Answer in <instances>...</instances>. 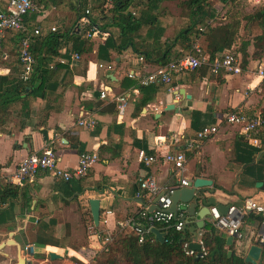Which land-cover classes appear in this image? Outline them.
Here are the masks:
<instances>
[{
	"label": "crops",
	"instance_id": "0c3cea01",
	"mask_svg": "<svg viewBox=\"0 0 264 264\" xmlns=\"http://www.w3.org/2000/svg\"><path fill=\"white\" fill-rule=\"evenodd\" d=\"M52 1L40 0V8L44 10L36 13L34 20L31 16L27 19L29 27L38 28L42 33L49 32L52 27L56 30L69 28L84 35L83 29H76L80 18L75 11L76 0H71V6L65 3L57 6ZM82 1L91 7L94 0ZM216 7L223 11L221 3H216ZM92 17L97 19L98 16L93 13ZM171 17V20L176 17L174 23L168 22L172 27L180 22L179 15ZM96 23L100 25V19ZM172 30L165 28L163 35H169ZM4 36L5 33L1 38ZM90 40L94 45L87 55L86 74H74L66 84L44 92L45 97H32L28 114L0 132V173L9 176L28 155L39 154L46 147L56 153L62 169H74L79 154L85 151L96 153L98 161L79 182L83 187L80 193L77 180L67 186L51 173L42 171L31 181L12 184L18 187L15 198L1 194L0 264H15L18 246L22 252L27 245L34 247L31 255L22 252L29 264H72L73 259L87 263L86 258L97 254L99 234L117 233L119 222L153 206L154 198L138 189L136 178L139 174L152 177L161 187L178 185L180 178L189 182L196 178L207 179L217 190L216 201L229 206H240L247 198L264 203V128L255 136L257 144L253 145L239 133L237 126L223 121L225 115L233 111H242L248 116L264 112V82L256 75L257 66L264 63V55L260 61L250 60L245 68L241 67L239 74L227 75L220 71L204 76L199 69L174 77L170 86L150 85L140 89L118 118L117 104L112 96L130 92L136 86V81L126 74L133 71L143 76L159 66L145 61L139 63L137 54L130 49L119 55L110 49L108 60L99 59L98 47L105 41ZM161 40H165L164 36ZM197 43L207 56V38L203 36ZM71 46V43L66 46L70 55L75 53ZM248 51L252 52V46ZM5 55L0 44V74L7 73V68L1 66ZM60 59L65 60L59 58L57 61ZM78 64L79 61L73 64L70 59L68 61L71 69ZM99 64H110L112 70L100 69ZM102 89L108 93L105 99L100 98ZM89 104L93 105V111H89ZM107 104H114L115 113L100 112ZM169 105H175L182 112L167 110ZM84 117L95 121L93 129L79 126L78 121ZM209 126H217V132L202 139L196 148L189 150L183 146L186 140L196 138L198 132ZM75 141L77 146H73ZM100 146L106 150L99 151ZM139 150L155 155L156 162L150 166L140 164ZM178 150L186 156L182 174L176 173L162 158L167 152ZM5 185L0 182V186ZM91 199L100 201L97 226L90 213ZM179 208L185 210L182 205ZM106 210L112 214L106 215ZM259 218L263 219L260 224ZM209 223L210 216L204 219L196 236L190 233V243L200 240L203 228ZM262 223V213H250L244 218L245 239L238 247L233 243L236 250L241 249L246 255L248 248L257 244L256 236ZM191 225L195 224L191 222ZM39 226H49L58 238L67 235L66 248L34 245L31 239ZM50 252L61 255L62 259L51 260Z\"/></svg>",
	"mask_w": 264,
	"mask_h": 264
},
{
	"label": "trees",
	"instance_id": "16d2710c",
	"mask_svg": "<svg viewBox=\"0 0 264 264\" xmlns=\"http://www.w3.org/2000/svg\"><path fill=\"white\" fill-rule=\"evenodd\" d=\"M242 1L112 0L108 7H104L106 0H94L89 7L91 12L96 10L100 15L97 19L92 17V23L97 24L96 21L100 19L101 24L97 25L98 28L109 33L104 45L98 47V58L108 60L110 49L117 55L130 49L133 53L143 56L145 62L161 67L194 53L192 44L205 36L208 42L206 54L210 62L216 55L232 49L240 55L241 67L245 68L250 60L260 61L264 55V5L251 13H243ZM52 2L57 6L64 3L71 6V0ZM164 2H177L180 22L173 27L168 21H160V17L172 16L171 11L162 7ZM216 3L223 5V11L220 12L217 9ZM75 6L76 10H74L78 11V16L81 17L88 3L76 1ZM133 9L137 11V14L132 11ZM30 16L34 20L36 13L33 12L26 17L27 28L33 31L27 22ZM217 20L223 23L220 22V25L214 26ZM170 27L173 29L172 32L164 36L165 28ZM240 30L245 32V39L239 40ZM254 30L257 33L253 34ZM24 36V33L8 30L0 39L1 48L6 54L1 66L7 68V73L0 74V132H5L14 120H19L22 115L28 114L32 97L39 95L45 97L44 92L52 91L56 85L66 84L67 79L74 74L85 75L87 55L92 52L94 45V42L85 38L81 32L77 33L76 30H69V28L50 30L47 33L40 32V35L32 36L30 51L36 64L29 81L22 82L19 79L21 65L18 51ZM162 36L165 38L163 41ZM6 41L10 44L7 45ZM69 43L72 44L71 50L80 58L78 66L72 69L68 66L70 53L66 49ZM250 46H252L251 53L248 51ZM62 50H64L63 53ZM59 58H64L67 64H60L57 61ZM199 69L204 76L218 74L211 72L207 66ZM143 88L145 87L140 89ZM89 105H87L89 111H93V105ZM100 112L113 114L115 106L107 104ZM73 146H77L76 141ZM102 150H106V147L100 146L99 151ZM80 181L77 180L79 193L83 190V187L79 185ZM66 185L70 186V183ZM96 186L98 187L99 184ZM17 190L18 187L12 184L0 186V196L2 194L3 197L15 198L18 194ZM134 216L138 217L139 212ZM261 222L263 219L259 218L258 223ZM155 226L164 233L163 243L156 241L152 234L147 235L144 241L139 243L137 237L131 233H113V241L106 246L105 250L98 252L91 261L84 264H246L244 251L236 250L234 245L226 246L225 234L218 231L212 223L207 224L200 234V241L207 254L199 260H195L194 255L185 253L184 244L191 242L189 232L183 230L176 232L173 228L166 229L158 224ZM32 237V243L40 247L66 248L67 235L58 238L49 226L36 227ZM99 237L102 240L104 235L99 234ZM234 244L239 246L237 242ZM262 249L259 264H264V248ZM228 251L232 252L231 257L227 256ZM212 253H215L213 257Z\"/></svg>",
	"mask_w": 264,
	"mask_h": 264
},
{
	"label": "built area",
	"instance_id": "2783aa9c",
	"mask_svg": "<svg viewBox=\"0 0 264 264\" xmlns=\"http://www.w3.org/2000/svg\"><path fill=\"white\" fill-rule=\"evenodd\" d=\"M81 2L82 0H76ZM112 0H106L104 7H108ZM246 2L262 7L264 0H246ZM42 11L40 8L39 0H0V38L8 30L24 33V37L19 44V61L21 65V72L19 79L22 82H28L31 78L35 68V58L30 51V41L32 36L40 35L38 28L30 31L26 25V17L35 12ZM44 15V13H40ZM92 12L90 7L84 9V14L80 17L78 26L76 29H83L84 36L87 39H100L105 41L109 37L108 32H104L98 28L96 24L92 23ZM51 31L56 29L52 27ZM192 51L175 61H171L164 66L158 67L155 70L140 76V74L133 71L128 72L126 76L129 79L136 81V86L130 92H124L118 96H112L113 101L117 104L118 118L122 117L125 111V107L129 101L139 94L141 87H148L150 85H165L170 86L173 82V78L185 73L187 71H194L202 67H209L211 72L219 73L223 71L227 75L239 74L241 72V60L240 55L234 50H226L210 62L208 55L204 54L201 46L197 42L192 44ZM70 62L76 63L79 61V55L73 53L70 55ZM139 63H143V56L136 55ZM59 63L64 64L65 60L60 59ZM98 68L105 70H112L110 64H99ZM256 75L264 82V63H261L256 68ZM108 93L105 89L100 92V98H107ZM225 123L237 126L239 133L243 135L251 144H257L256 135L264 128V112L248 116L242 111H233L227 113L223 120ZM79 126L93 129L95 121L92 119L81 118L78 121ZM217 132V126L204 127L197 133L196 138L186 140L183 146L186 149H192L199 146L202 139ZM176 150V149H175ZM138 162L144 166H150L156 162L157 158L153 154H148L143 150L137 152ZM163 161L170 165V167L176 172L182 174L185 171L186 156L183 151H169L163 155ZM98 161V156L94 152H81L78 156L77 166L72 169H62L58 166V158L56 153L46 147L41 153H33L23 159L15 168L13 173L9 176H4L0 173V182L5 184H20L23 181H31L39 172L47 171L52 176L63 183L71 181L81 180L87 176L88 171ZM136 184L140 192L146 195L156 198L157 208L149 212V209L143 208L139 212V216H131L117 224L118 232L128 231L137 237L139 243H142L147 235L150 234V228L156 224L164 226L166 229L173 228L176 232L183 230L185 226L184 218L186 211L178 208V214L175 216L171 211V194L179 187H187L189 181L185 178L178 180V185L161 187L152 178L142 174L137 175ZM264 214V203L257 202L253 198H247L240 206H230L228 212L225 215H221L215 207L210 209L211 223L219 230L223 231L227 237H233L234 242L242 243L245 239V234L242 230V224L244 218L250 214ZM106 215H111L110 210L105 211ZM141 221H140V220ZM113 234L107 233L103 239L100 240L98 252L105 250L106 246L113 241ZM197 243L201 246V258L206 256V251L203 248L202 242L199 240ZM256 243L264 248V223H262L259 232L256 236ZM184 250L187 255H194L196 257L197 252L189 248V244H184ZM34 247L27 245L22 252L26 255L33 253ZM97 255V254H96ZM95 255V256H96ZM94 256V257H95ZM93 257V258H94Z\"/></svg>",
	"mask_w": 264,
	"mask_h": 264
},
{
	"label": "water",
	"instance_id": "95a60500",
	"mask_svg": "<svg viewBox=\"0 0 264 264\" xmlns=\"http://www.w3.org/2000/svg\"><path fill=\"white\" fill-rule=\"evenodd\" d=\"M167 110H174L179 114L182 112V109L175 108V105H169L167 107ZM216 191L217 190L212 186L211 181L204 178H196L192 182H189L187 187H179L171 194L170 211L175 216H177L179 206L182 205L186 210V216L184 218L185 226L183 228V231H187L196 236L197 230L202 229L204 225V219L210 216L211 207H215L221 215H225L228 212L230 208L229 205H225L216 201L214 197ZM157 201L158 197L154 199L153 206L149 208V212H152L153 209L157 208ZM89 207L93 223L97 226L100 217L99 199L89 200ZM197 210L198 212L196 213ZM196 218H198L199 221H196ZM191 222H193L195 225H191ZM150 234L154 236L156 241L160 243L164 242V233L161 232V230L156 226H152L150 228ZM233 243V237H226V246L230 247L233 245ZM189 248L197 252L195 260H199L201 258L200 244L192 242L189 244ZM262 250L263 249L260 245H251L246 252L244 258L245 263L259 264ZM214 254L215 253H212L211 256L213 257ZM231 255L232 252L228 251L227 256L231 257ZM49 257L51 260L62 259V256L55 252H50ZM15 264H29L23 257L21 248L19 246L17 249V262Z\"/></svg>",
	"mask_w": 264,
	"mask_h": 264
},
{
	"label": "rangeland",
	"instance_id": "374dc122",
	"mask_svg": "<svg viewBox=\"0 0 264 264\" xmlns=\"http://www.w3.org/2000/svg\"><path fill=\"white\" fill-rule=\"evenodd\" d=\"M242 3V11H243V13H251V12H253L256 8H258L256 5H252L251 3L250 4H248V2H244V1H242L241 2ZM162 7H166L169 11H171L172 12V16H178L179 15V8H178V6H177V2H173V3H170V2H167V4H166V2L165 3H163L162 4ZM43 10H44V8H42ZM133 12H135L136 14H137V11L135 10V9H133L132 10ZM174 12V13H173ZM93 13H94V15L96 16H98V15H100L99 14V12L98 11H93ZM170 18H172L171 16H170ZM170 18H163V17H160V21H168V22H170L171 24L172 23H174V21L176 20V17H175V20H171ZM223 23L221 20H217L216 22H214V26H217V25H220L219 23ZM255 33H257V31L256 30H254V32H253V34H255ZM164 36H166V35H164ZM240 38L242 39V38H246V34H245V32L243 31V30H240V33H239V40H240ZM65 262L68 260L66 257H65ZM87 259V263L89 262V261H91L93 258H91V255L89 256V258H86ZM71 262H72V264H79V263H83V262H81V261H78L77 259H73V260H71ZM78 262V263H77ZM53 264H63V263H53ZM84 264V263H83Z\"/></svg>",
	"mask_w": 264,
	"mask_h": 264
}]
</instances>
